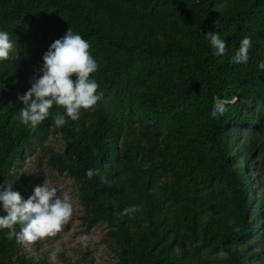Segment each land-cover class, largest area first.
Instances as JSON below:
<instances>
[{"label": "trees", "instance_id": "trees-1", "mask_svg": "<svg viewBox=\"0 0 264 264\" xmlns=\"http://www.w3.org/2000/svg\"><path fill=\"white\" fill-rule=\"evenodd\" d=\"M69 27L99 64L101 99L62 128L21 124L18 97ZM0 30L13 40L0 60V183L31 196L43 183L25 162L39 146L77 182L85 220L109 225L113 264H264V0H0ZM244 36L249 60L235 64ZM216 97L228 102L219 118ZM7 232L0 264H56ZM60 261L89 264L64 250Z\"/></svg>", "mask_w": 264, "mask_h": 264}, {"label": "clouds", "instance_id": "clouds-1", "mask_svg": "<svg viewBox=\"0 0 264 264\" xmlns=\"http://www.w3.org/2000/svg\"><path fill=\"white\" fill-rule=\"evenodd\" d=\"M215 55L225 53L227 42L217 32L204 34ZM250 36L240 39L232 56L235 64H247L252 48ZM13 49V40L7 31L0 30V60H6ZM89 42L69 27L63 37L50 44L42 56V67L30 81V88L18 97V116L21 124L36 128L45 119L52 117L54 126L62 128L71 120L78 121L81 110L92 108L101 99L99 83L92 74L98 71L99 64L91 55ZM264 71V60L257 65ZM75 75V79L72 76ZM227 101L213 98L210 115L219 118L227 111ZM62 108V113H53V107ZM88 179L100 175L97 168H89L85 173ZM11 181L0 183V230L8 229L6 235L15 236L17 241L34 242L44 237L55 236L61 231L73 213L72 197L69 193L59 194L56 185L45 179L37 185L33 194L24 199L13 190ZM140 211L138 205H131L122 215H134ZM20 230L17 232L16 227ZM61 249L56 248V253Z\"/></svg>", "mask_w": 264, "mask_h": 264}, {"label": "rangeland", "instance_id": "rangeland-1", "mask_svg": "<svg viewBox=\"0 0 264 264\" xmlns=\"http://www.w3.org/2000/svg\"><path fill=\"white\" fill-rule=\"evenodd\" d=\"M49 144L58 150L64 148V140L53 132L46 138V145ZM25 165L35 177L42 180V183L46 179L56 185L59 194L69 193L72 197L73 213L55 236L44 237L34 242L22 241L21 246L30 252L44 251L56 264H61L63 250L67 255L82 262L88 261L89 264H113L114 254L106 240L110 227L106 223L92 225L85 220V207L79 198V186L75 179L54 167L46 151L39 146L31 158H26ZM57 247L61 249L59 253H56Z\"/></svg>", "mask_w": 264, "mask_h": 264}]
</instances>
